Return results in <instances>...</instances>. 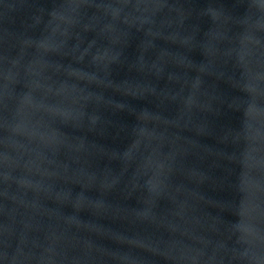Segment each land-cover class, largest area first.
Wrapping results in <instances>:
<instances>
[{"label": "water", "instance_id": "1", "mask_svg": "<svg viewBox=\"0 0 264 264\" xmlns=\"http://www.w3.org/2000/svg\"><path fill=\"white\" fill-rule=\"evenodd\" d=\"M0 264H264V0H0Z\"/></svg>", "mask_w": 264, "mask_h": 264}]
</instances>
